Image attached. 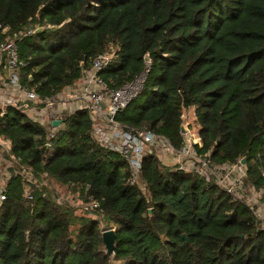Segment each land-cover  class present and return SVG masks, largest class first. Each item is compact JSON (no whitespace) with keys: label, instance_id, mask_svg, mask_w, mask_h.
<instances>
[{"label":"trees","instance_id":"16d2710c","mask_svg":"<svg viewBox=\"0 0 264 264\" xmlns=\"http://www.w3.org/2000/svg\"><path fill=\"white\" fill-rule=\"evenodd\" d=\"M0 24V40L18 43L20 83L41 97L77 83L112 48L116 58L101 75L120 88L149 54L147 99L118 122L181 149V124L193 110L199 152L216 165L246 157L247 184L264 190V0H0ZM38 27L46 28L28 34ZM92 132L88 111L66 117L50 138L21 110H0L9 156L38 180L26 196L24 176L9 178L0 264H264V228L245 203L155 156L144 163L147 190L132 185L128 161ZM45 175L78 193L82 212L92 201L98 210L84 216L63 206ZM103 223L116 229L112 258Z\"/></svg>","mask_w":264,"mask_h":264},{"label":"built area","instance_id":"2783aa9c","mask_svg":"<svg viewBox=\"0 0 264 264\" xmlns=\"http://www.w3.org/2000/svg\"><path fill=\"white\" fill-rule=\"evenodd\" d=\"M43 28L46 27L30 30L28 34H35ZM0 31L1 35H4L7 28L3 29L0 24ZM115 58L116 54L112 48L109 53L96 57L77 83L67 86L58 94L41 97L35 90L23 87L20 83L22 64L17 41L11 38L0 40V69L4 70L0 76V89L3 91L1 94L5 96L1 101L0 110L5 112L9 106L21 110L30 119L45 126L50 138L55 137L56 130L62 126V124L54 126L55 121L63 122L66 117L78 111H88L93 122V139L103 148L119 154L128 161L132 185L147 190L143 178L144 163L149 156H155L176 170L198 174L235 200L245 203L264 228V190H257L247 184V169L241 161L237 164L216 165L210 159L209 153L199 152L198 149L201 147L199 136L195 139L191 137L194 140H186L185 137V145L181 149H176L163 135L148 129H126L118 122V114L127 109L144 90L150 73V64H147L133 81L113 89L101 74ZM8 143L10 152V141ZM22 172L26 180L25 186L38 183L32 170L23 168ZM44 179L45 183L49 182L46 175ZM29 193L25 192L26 196H29ZM5 199V191H0V202ZM98 208V203L92 201L84 205L83 212L93 214Z\"/></svg>","mask_w":264,"mask_h":264},{"label":"rangeland","instance_id":"374dc122","mask_svg":"<svg viewBox=\"0 0 264 264\" xmlns=\"http://www.w3.org/2000/svg\"><path fill=\"white\" fill-rule=\"evenodd\" d=\"M2 73H0V76ZM0 93H3V91L0 89ZM147 99L146 94H141L136 101L138 103H143ZM185 121L187 122L188 127V133L185 134L186 140H189L192 138H197L198 133L200 130V125L197 123V120L194 115L193 110H189L187 113H185ZM191 139V140H194ZM165 166H167L165 163H163ZM172 166V165H169ZM13 168L14 171L10 172L9 169ZM22 169L18 166V164L12 159L11 156H9V143L8 141L0 138V191H4L7 187L9 178L13 175H22ZM52 186L57 194L59 195V201L62 202L63 206L71 208L76 212V214H83L84 216H92L93 214L90 213H84L81 210H79V207H81L82 200L80 198V195L78 193L72 192L67 190L65 187H62L60 185H57L54 181H51L49 179V182H47ZM32 186H25L26 192H30ZM111 223H103V229L107 230L112 228ZM115 264H124L120 261H116Z\"/></svg>","mask_w":264,"mask_h":264},{"label":"water","instance_id":"95a60500","mask_svg":"<svg viewBox=\"0 0 264 264\" xmlns=\"http://www.w3.org/2000/svg\"><path fill=\"white\" fill-rule=\"evenodd\" d=\"M145 63L146 64H151L152 63V59L150 58L149 54L145 55ZM83 65V64H82ZM62 124V121H55L54 122V126H59ZM181 133L182 134H186L188 133V127H187V122L183 121L181 124ZM247 161V158L244 157L241 160V164L245 165ZM153 209L150 208L149 209V213L152 214ZM103 242L106 248V252L109 258H112L115 254V249H116V240H117V234H116V230L113 228L107 229L103 231ZM184 238L187 240V236L184 235Z\"/></svg>","mask_w":264,"mask_h":264},{"label":"crops","instance_id":"0c3cea01","mask_svg":"<svg viewBox=\"0 0 264 264\" xmlns=\"http://www.w3.org/2000/svg\"><path fill=\"white\" fill-rule=\"evenodd\" d=\"M0 73H4V70L0 69ZM5 96L3 94L0 93V105H1V101L3 100ZM5 100V99H4Z\"/></svg>","mask_w":264,"mask_h":264}]
</instances>
